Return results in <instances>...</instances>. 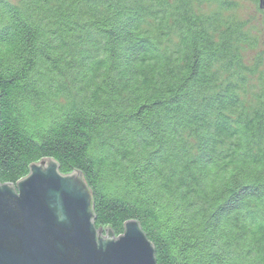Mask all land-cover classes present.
<instances>
[{
	"label": "trees",
	"instance_id": "1",
	"mask_svg": "<svg viewBox=\"0 0 264 264\" xmlns=\"http://www.w3.org/2000/svg\"><path fill=\"white\" fill-rule=\"evenodd\" d=\"M200 1L0 0V182L51 158L157 264H264L259 24Z\"/></svg>",
	"mask_w": 264,
	"mask_h": 264
},
{
	"label": "water",
	"instance_id": "2",
	"mask_svg": "<svg viewBox=\"0 0 264 264\" xmlns=\"http://www.w3.org/2000/svg\"><path fill=\"white\" fill-rule=\"evenodd\" d=\"M94 220L80 171L63 174L51 158L33 163L15 185L0 182V264H157L136 221L117 236Z\"/></svg>",
	"mask_w": 264,
	"mask_h": 264
},
{
	"label": "rangeland",
	"instance_id": "3",
	"mask_svg": "<svg viewBox=\"0 0 264 264\" xmlns=\"http://www.w3.org/2000/svg\"><path fill=\"white\" fill-rule=\"evenodd\" d=\"M15 1V0H12ZM220 1L223 0H203L200 2H194V9L196 12L204 15H209L218 11L220 8ZM234 4V8L230 10H222L223 15L228 17H236L242 20H252L257 21L259 26L257 29L258 44L255 48H248L245 46L241 53L244 57L245 63L253 64L255 58L259 55L262 57L264 64V11H257L256 1L255 0H230ZM255 1V2H254ZM264 68V65H263ZM101 235H105V232L102 231Z\"/></svg>",
	"mask_w": 264,
	"mask_h": 264
}]
</instances>
